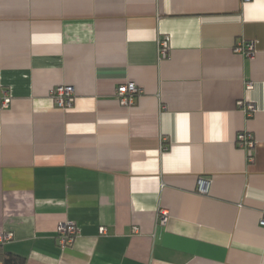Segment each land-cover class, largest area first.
Instances as JSON below:
<instances>
[{"label": "crops", "instance_id": "0c3cea01", "mask_svg": "<svg viewBox=\"0 0 264 264\" xmlns=\"http://www.w3.org/2000/svg\"><path fill=\"white\" fill-rule=\"evenodd\" d=\"M243 40L253 56L234 50ZM129 80L133 106L116 96ZM59 84L75 90L66 109ZM0 86L5 250L27 264H264V0H0ZM64 220L81 230L67 248Z\"/></svg>", "mask_w": 264, "mask_h": 264}, {"label": "built area", "instance_id": "2783aa9c", "mask_svg": "<svg viewBox=\"0 0 264 264\" xmlns=\"http://www.w3.org/2000/svg\"><path fill=\"white\" fill-rule=\"evenodd\" d=\"M251 0H242L243 3L250 2ZM234 50L244 56H253L256 51V42L254 40H243L236 43ZM158 53L160 58H167L170 56V40L168 36H162L158 40ZM252 84H249V88H252ZM142 93V89L134 81H127L120 84L116 88V96L121 104L125 106H133L135 104L136 96ZM52 97L57 107L66 109L70 107L75 99V90L73 86L68 84H59L55 86L51 92ZM12 97L8 89L0 86V110L8 108L11 105ZM239 105L242 107L244 112L248 116H252L257 111V106L254 102L240 101ZM236 142L240 147L246 148L247 150L254 149L256 140L254 135L247 131L239 132ZM250 161H253L254 157L250 155L248 157ZM200 191L203 193L208 192V182L204 179L200 180ZM169 219L167 211L162 210L159 213V222L166 224ZM260 224L264 226V212L260 220ZM138 231V228H134ZM100 233H107V228L102 226ZM81 230L79 226L70 220L62 221L57 229V240L58 244L62 248L72 246L76 239L80 237ZM14 234L12 232L1 231L0 232V245L12 240Z\"/></svg>", "mask_w": 264, "mask_h": 264}, {"label": "trees", "instance_id": "16d2710c", "mask_svg": "<svg viewBox=\"0 0 264 264\" xmlns=\"http://www.w3.org/2000/svg\"><path fill=\"white\" fill-rule=\"evenodd\" d=\"M0 261L2 264H27L25 257L5 250L2 245H0Z\"/></svg>", "mask_w": 264, "mask_h": 264}]
</instances>
